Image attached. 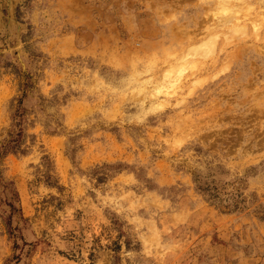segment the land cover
<instances>
[{
    "label": "rangeland",
    "instance_id": "1",
    "mask_svg": "<svg viewBox=\"0 0 264 264\" xmlns=\"http://www.w3.org/2000/svg\"><path fill=\"white\" fill-rule=\"evenodd\" d=\"M0 264H264V0H0Z\"/></svg>",
    "mask_w": 264,
    "mask_h": 264
},
{
    "label": "trees",
    "instance_id": "2",
    "mask_svg": "<svg viewBox=\"0 0 264 264\" xmlns=\"http://www.w3.org/2000/svg\"><path fill=\"white\" fill-rule=\"evenodd\" d=\"M19 115V113L17 114V116ZM20 116V115H19ZM19 135V134H18ZM12 141H14V143H13V145H11V143H8L7 145H6V148L8 149H14V150H20V145H19V142H18V139L16 138V139H14V140H12ZM22 150V152L23 153H25V150L24 149H21Z\"/></svg>",
    "mask_w": 264,
    "mask_h": 264
},
{
    "label": "bare ground",
    "instance_id": "3",
    "mask_svg": "<svg viewBox=\"0 0 264 264\" xmlns=\"http://www.w3.org/2000/svg\"><path fill=\"white\" fill-rule=\"evenodd\" d=\"M210 44H212V43H208V45L206 46L207 48H206V51L208 52L209 50H210ZM206 45V44H205Z\"/></svg>",
    "mask_w": 264,
    "mask_h": 264
}]
</instances>
